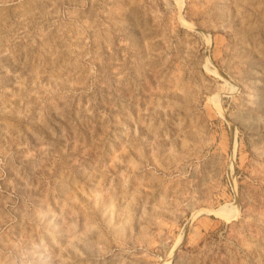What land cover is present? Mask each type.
<instances>
[{
    "label": "rangeland",
    "instance_id": "1",
    "mask_svg": "<svg viewBox=\"0 0 264 264\" xmlns=\"http://www.w3.org/2000/svg\"><path fill=\"white\" fill-rule=\"evenodd\" d=\"M0 264H264V0H0Z\"/></svg>",
    "mask_w": 264,
    "mask_h": 264
},
{
    "label": "bare ground",
    "instance_id": "2",
    "mask_svg": "<svg viewBox=\"0 0 264 264\" xmlns=\"http://www.w3.org/2000/svg\"><path fill=\"white\" fill-rule=\"evenodd\" d=\"M214 212H215V211H214ZM220 212H222V210H220L219 213H220ZM215 213H216V212H215ZM223 214H224V212H223ZM225 214H227V213H225ZM227 215H228V214H227ZM227 215H226L225 217H229V216H230V215H228V216H227Z\"/></svg>",
    "mask_w": 264,
    "mask_h": 264
}]
</instances>
